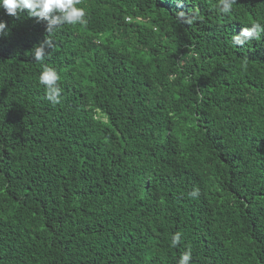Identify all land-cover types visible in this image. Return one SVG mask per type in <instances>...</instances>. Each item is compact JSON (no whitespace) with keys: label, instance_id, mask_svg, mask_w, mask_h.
<instances>
[{"label":"trees","instance_id":"1","mask_svg":"<svg viewBox=\"0 0 264 264\" xmlns=\"http://www.w3.org/2000/svg\"><path fill=\"white\" fill-rule=\"evenodd\" d=\"M217 3L83 0L43 62L0 9V264H264V39L232 44L264 0Z\"/></svg>","mask_w":264,"mask_h":264},{"label":"clouds","instance_id":"2","mask_svg":"<svg viewBox=\"0 0 264 264\" xmlns=\"http://www.w3.org/2000/svg\"><path fill=\"white\" fill-rule=\"evenodd\" d=\"M83 0H0V9L11 17L19 16L27 11L30 18H34L37 23H43L45 30L49 34L47 39L33 49V55L37 62H43L49 55V50L54 47L51 34L64 26H84L87 24V13L85 7L81 6ZM237 0H218L217 11L223 16H230L234 11V5ZM178 19L187 25H192L195 21L202 19L197 12L185 14L181 12ZM7 24L0 21V37L7 34ZM264 39V23L257 20L244 27L238 35L232 37L234 46L249 45L254 41ZM244 66H247V60H244ZM61 76L56 69L43 66L39 74V84L44 86L46 99L52 105L62 103V87L60 84ZM189 196L199 198L200 190L193 189ZM181 243V233L175 232L171 237L170 246L176 248ZM193 255L191 247H187L178 260V264H192Z\"/></svg>","mask_w":264,"mask_h":264}]
</instances>
